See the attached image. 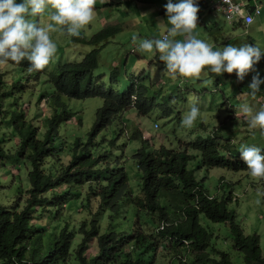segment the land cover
Segmentation results:
<instances>
[{
	"label": "rangeland",
	"instance_id": "1",
	"mask_svg": "<svg viewBox=\"0 0 264 264\" xmlns=\"http://www.w3.org/2000/svg\"><path fill=\"white\" fill-rule=\"evenodd\" d=\"M111 2L120 4L107 5ZM164 3L166 0H96L94 9L97 15L79 34L91 38L107 25L121 24L120 31L99 48V63L93 73L95 81L105 87L125 92L132 78H141L145 85L150 86V97H154L157 102H162L163 96L171 94V116L166 117L158 108L148 115L141 116L131 108L104 129L90 148L95 156L105 153L108 155V161L101 165L108 166L109 172L125 170L130 191L135 199L142 198V172L133 159L134 154L140 149L147 152V148L151 150L163 145L167 149L175 150L178 147L183 148L184 143L189 144L210 134L220 145L229 142L231 155L238 159L241 158L239 154L241 144L258 146L264 152V136L258 129L248 127L247 120L240 111L241 105L245 103L257 110L264 105V83L261 84V94L250 96L249 89L246 93H240L232 78L222 79L221 84L217 86L205 72H201L198 77L178 75L173 80L168 76L164 63L158 60L157 55L138 49L141 39L160 38L166 34V26L170 27L167 25ZM257 3L261 4V14L256 17V23L251 25L252 27L235 29L225 22L220 10L212 9V13H209V10H202L197 14V27L193 31H197L198 38L205 40L215 50L220 46L219 43L216 44L215 37L205 34L199 28L201 23L199 17L203 16L204 25L212 27L211 25L217 24L226 40L234 37L241 40L250 38L249 43L264 48V0H257ZM50 11L54 10L46 9L44 13L32 19L44 26L51 22ZM133 36L136 37L135 40ZM50 37L56 43L57 49L50 62L41 69L46 73L53 72L62 63L82 61L84 56L95 48L74 41L76 36L72 38L60 32H52ZM181 37L183 36L175 38ZM243 43L245 42H239L238 46ZM114 68L119 69L120 77L118 83L112 86L109 75ZM255 68L260 71V77H264V55ZM0 72L5 81L6 95L10 92L9 96L3 97H6L4 101L1 99L3 104L0 108V138L5 140V149L10 152L9 150L17 149L20 145V137L12 130L10 123L12 114L20 113L22 119L36 130L38 139H44L45 134L51 132L50 142L54 155L45 159L44 172L47 175H56L60 168L59 164L66 167L75 149L77 153H82V147L88 141L89 133L96 122V113L102 106V100L100 98L76 100L62 96L55 98L53 89L45 83V76L35 81L34 75L28 76L27 71L8 63L0 64ZM251 73L247 74L252 75ZM13 84L16 86L12 90ZM247 86L244 84L243 87ZM192 104L199 107L200 114L193 125L186 128L182 126L181 120ZM155 123L158 128H154ZM78 142L79 146L76 148ZM187 151L191 158L188 169L193 171L196 180L201 182L204 190L210 195L219 201H227L228 211L235 215V221L243 233L258 236L260 249L264 254V180L252 177L249 172H233L221 168L205 170L199 155L191 149ZM57 158H60V163ZM29 171V163L22 160L5 161L4 165L0 166V206L9 209L21 189L20 202L25 201V190L29 188L27 177ZM94 182L98 180L93 179L92 185ZM64 188L57 191L62 194ZM76 191L81 194L79 198L72 197L73 189L64 194L62 199L67 197L68 200L66 205L64 202L63 206L60 204L58 215L57 206H54L45 211L39 210L35 214L36 220L33 221L36 228L34 237L40 241L36 247L44 251L52 246L61 229L66 228V232L71 234L72 254L65 264H77L74 253L82 239V235L78 233L80 224L84 220L92 219L98 210L95 197L87 198L90 192L88 185L76 188ZM133 215L134 208L130 202H120L114 218L110 219V211L99 216L101 233H105L110 227L118 228V232L128 233L134 221ZM144 215L143 213L142 219L146 221ZM171 216H174L173 212ZM153 218L157 221L156 215ZM200 222L204 228L214 233L212 244L219 251L227 252L233 264H243L242 255L235 252L232 247L233 239L228 223L213 224L203 218ZM143 229L148 233L155 232L150 225L144 226ZM165 246L166 244L162 250L158 249L156 252V264H176L177 255ZM91 249H94V253L89 248L87 255L96 253L95 242Z\"/></svg>",
	"mask_w": 264,
	"mask_h": 264
},
{
	"label": "trees",
	"instance_id": "2",
	"mask_svg": "<svg viewBox=\"0 0 264 264\" xmlns=\"http://www.w3.org/2000/svg\"><path fill=\"white\" fill-rule=\"evenodd\" d=\"M119 31V25H109L86 41L80 36L75 37L74 41L95 48L82 61L62 63L50 73L42 70L29 71V62L26 60L19 64L8 63L27 71L28 76L34 75L35 81L45 76V83L53 89L55 98H100L103 103L96 113V122L88 141L82 147V153H77L75 149L69 164L66 167L59 164V171L54 176L44 172L45 159L54 155L50 142L51 132L40 140L36 130L22 119L20 113L12 114L11 127L19 135L20 145L7 152L5 140L0 138V166L5 161L22 160L29 163V188L25 190L24 202H20L21 189L9 209L0 206V264H65L72 254L71 234L66 232V228L61 229L52 246L44 251L36 247L40 241L34 237L36 228L33 221L39 210L45 211L57 206L58 211L60 204L63 206L64 202L66 205L68 198L62 197L69 190H74L72 197L79 198L81 194L76 188L85 185H88L90 191L87 198L95 197L98 210L92 219L80 224L78 233L82 235V239L74 253L77 264H156V252L164 244L165 248L177 255L175 257L173 254L176 264H233L227 252L219 251L212 244L214 233L202 226L201 218L213 224H229L232 247L242 255L243 264H264L258 236L245 235L236 223L235 215L228 211L227 201H219L210 195L201 182L196 180L193 171L188 169L191 158L187 149H191L199 155L205 170L221 168L233 172H248L245 162L231 155L229 142L220 145L209 134L175 150L163 145L151 150L147 148V152L144 149L138 150L133 156L142 172V198L138 199L130 191L125 170L109 172L108 166L101 165L108 161V155L105 153L95 156L90 150L97 136L126 110L134 108L137 115L145 116L160 107L161 113L166 117L172 113L170 96L162 97L163 103H156L155 99L148 98L149 89L141 78H132L125 92L95 81L93 73L99 63V48ZM207 68L205 66L203 70ZM208 75L216 85L224 78L235 79V72L217 76L208 71ZM119 77V69L114 68L109 75L112 86L118 83ZM247 80L248 74L242 81H235L240 91L246 89L243 84ZM248 82L251 83V78ZM15 86L13 84L12 90ZM4 89L5 82L0 74V108L3 104L1 99L6 95ZM258 94H261L260 91ZM9 95L10 92L6 97ZM78 146L79 142L76 148ZM57 161L61 162L59 158ZM93 179L98 180L94 182L96 188L92 185ZM63 187L65 191L60 194L57 190ZM126 201L134 208V221L130 231L118 232V228L110 227L105 233H101L99 216L110 211V219L114 218L120 202ZM171 212L174 216H171ZM143 213L146 221L142 219ZM58 214L59 211L56 215ZM154 215L157 216V221L154 220ZM146 225L153 226L155 232L144 231ZM94 242L96 253L88 256L89 248L94 253V249H91Z\"/></svg>",
	"mask_w": 264,
	"mask_h": 264
},
{
	"label": "clouds",
	"instance_id": "3",
	"mask_svg": "<svg viewBox=\"0 0 264 264\" xmlns=\"http://www.w3.org/2000/svg\"><path fill=\"white\" fill-rule=\"evenodd\" d=\"M217 1L209 4L211 13L217 10L215 8ZM95 2L96 0H0V64L9 62L19 64L22 60H26L29 62V71L45 68L57 49L50 33L60 32L72 38L80 36L85 41L89 39L79 34L97 15L94 9ZM205 3L206 0H166L163 8L167 25L170 27L166 26V34L160 38L141 39L138 49L157 55L158 60L164 63L168 76L173 80L178 75L198 77L201 72L208 75L209 71L217 76L222 73L235 72L236 80H233L239 82L244 79L247 73L252 72V75L248 74V80L251 78V83L247 80V88L244 91H239L246 93L249 89V95L255 96L261 90V84L264 83V77H260V71L255 68L257 62L264 55V48L249 43L251 42L250 38L241 40L234 37L226 40L222 29L217 24L210 27L203 25L204 22L200 23L199 28L205 34L212 35L216 40H219L216 44L219 43L220 46L215 50L205 40L198 38V32L193 30L197 27L198 10L205 6ZM119 4L111 2L107 5L118 6ZM251 8L253 7L251 6ZM46 9L54 10L49 12L51 22L41 26L32 18L44 13ZM202 10H206V7H203ZM249 13H253V10ZM258 16H253V21ZM225 22L231 24L233 28L241 30L247 29L252 24L235 25L226 18ZM119 25L121 26V24ZM177 36H183L182 40L176 39ZM135 39L136 37L133 36V40ZM241 41L245 43L238 46ZM205 66H208L207 70H203ZM0 74L3 75L2 72ZM220 84L218 83L217 86ZM147 87L150 89V86ZM150 95L149 92L148 98L155 99ZM171 101L172 97L170 96V103ZM156 103L161 104L163 101H156ZM156 108L161 110L160 107ZM240 111L244 114L248 127L258 129L264 136V105H261L257 110L254 106L245 103L241 105ZM170 114L172 115V113ZM199 114V107L192 104L181 120L182 126L190 128ZM154 128H158L156 123ZM239 154L247 165L249 174L254 178L264 180V152L261 151V148L241 144Z\"/></svg>",
	"mask_w": 264,
	"mask_h": 264
},
{
	"label": "built area",
	"instance_id": "4",
	"mask_svg": "<svg viewBox=\"0 0 264 264\" xmlns=\"http://www.w3.org/2000/svg\"><path fill=\"white\" fill-rule=\"evenodd\" d=\"M251 6L253 13L248 12ZM215 8L235 25L250 24L253 21V16H258L261 13V4H258L257 0H218Z\"/></svg>",
	"mask_w": 264,
	"mask_h": 264
},
{
	"label": "crops",
	"instance_id": "5",
	"mask_svg": "<svg viewBox=\"0 0 264 264\" xmlns=\"http://www.w3.org/2000/svg\"><path fill=\"white\" fill-rule=\"evenodd\" d=\"M215 1H216V0H206L205 6H203V7H206V10H209V13H211V12H210V9H209L208 6H209L210 3H214ZM203 7H202V8H203ZM202 8H199L198 13L202 11ZM199 20H200L201 22H204V21H205V19H204L203 16H202V17H199ZM256 20H257V18H254V21H253V23H252L251 25L255 24V23H256ZM208 24H210V23H208ZM203 25H204V23H203ZM210 25H211V24H210ZM249 27H252V26H249ZM217 42H219V40H217Z\"/></svg>",
	"mask_w": 264,
	"mask_h": 264
},
{
	"label": "water",
	"instance_id": "6",
	"mask_svg": "<svg viewBox=\"0 0 264 264\" xmlns=\"http://www.w3.org/2000/svg\"><path fill=\"white\" fill-rule=\"evenodd\" d=\"M253 8H250L249 12H252Z\"/></svg>",
	"mask_w": 264,
	"mask_h": 264
}]
</instances>
